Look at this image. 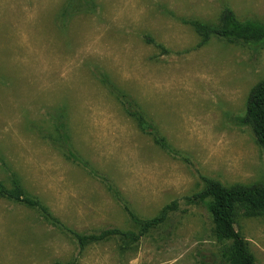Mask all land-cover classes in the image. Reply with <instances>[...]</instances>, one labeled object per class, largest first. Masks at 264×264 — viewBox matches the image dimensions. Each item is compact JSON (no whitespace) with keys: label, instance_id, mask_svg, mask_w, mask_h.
Listing matches in <instances>:
<instances>
[{"label":"rangeland","instance_id":"1","mask_svg":"<svg viewBox=\"0 0 264 264\" xmlns=\"http://www.w3.org/2000/svg\"><path fill=\"white\" fill-rule=\"evenodd\" d=\"M229 12L264 24V0H0V185L51 213L0 197V264H224L200 196L264 182V45L194 27ZM111 230L139 240L75 237ZM236 230L264 264V215Z\"/></svg>","mask_w":264,"mask_h":264},{"label":"trees","instance_id":"2","mask_svg":"<svg viewBox=\"0 0 264 264\" xmlns=\"http://www.w3.org/2000/svg\"><path fill=\"white\" fill-rule=\"evenodd\" d=\"M194 27L204 41L212 37H218L246 45H264V24L257 21H240L231 12L224 15L216 27L203 23H195ZM136 117L141 128L144 125L147 129L152 128L150 124L145 123L142 114ZM246 117L257 144L264 149V81L258 83L251 90L246 107ZM159 142H163V139H160ZM0 197L38 208L46 216L51 217L48 209L42 207L36 200L24 196L18 190H9L0 185ZM200 197H210L212 199L209 209L214 225L215 238L218 242L229 244L223 255L224 264H256L255 257L251 253L247 241L236 230V216L240 210H243L249 216L264 215V182L251 186L236 184L228 187L220 183L209 182ZM170 209H172L171 206L165 207L157 218L151 220L142 221L132 214L131 218L141 227L142 234H144L161 224ZM113 235L120 238L139 240V236L120 230L107 231L100 236L75 234V237L81 247H85Z\"/></svg>","mask_w":264,"mask_h":264}]
</instances>
